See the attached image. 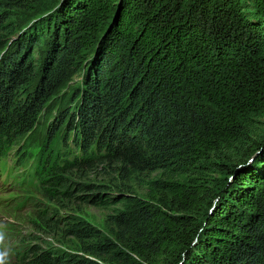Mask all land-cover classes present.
<instances>
[{
    "label": "trees",
    "instance_id": "1",
    "mask_svg": "<svg viewBox=\"0 0 264 264\" xmlns=\"http://www.w3.org/2000/svg\"><path fill=\"white\" fill-rule=\"evenodd\" d=\"M41 1L0 0L22 12ZM47 1L60 2L48 32L60 26L66 36L55 43L68 51L31 92V63L7 76L23 55L6 54L0 67V159L18 146L20 183L48 204L21 241L44 233L63 243L49 206L62 207L75 188H104L74 183L71 172L161 176L146 199L118 194L126 207L108 232L74 216L64 231L73 251L27 244L14 264H264V0ZM87 62L85 90L68 87L74 104L48 108ZM96 68L99 83L89 87Z\"/></svg>",
    "mask_w": 264,
    "mask_h": 264
},
{
    "label": "rangeland",
    "instance_id": "2",
    "mask_svg": "<svg viewBox=\"0 0 264 264\" xmlns=\"http://www.w3.org/2000/svg\"><path fill=\"white\" fill-rule=\"evenodd\" d=\"M56 2L49 4L50 2L47 0L41 1L34 7L33 12H22L14 5H7L0 2V67L2 66L1 59L4 58L6 54L9 55L11 53L19 52L21 56L23 55L24 58H13L12 63L14 66L15 63L19 62L18 64H20L23 60L24 63H31L30 66L32 67L31 70L33 72L26 77V82L28 83L26 88H28V92L37 89L47 70H49L50 67H53L51 63L55 64L58 61L59 54L68 51L66 45L62 50L58 47L59 43H55V41H59V39L62 40V38L66 36L60 26L56 28L52 26V32H48V21L53 15L58 13L60 8V2ZM39 20H42L41 23L36 22ZM36 23L38 24L36 25ZM37 30L39 33L36 37H33L31 41H29L30 39H26V41H29V48L25 41L21 45H26L27 47L24 46L25 48L21 50L22 47L19 45L21 39L26 36L29 38V36ZM55 51H57V53H55ZM13 65L8 69L9 71H7L8 77H11V75L16 73L22 66V64L19 66L17 65L14 70ZM87 68L88 62L83 65V68L78 73H73L67 83L60 84V87H57L53 92V95L49 97L51 103L47 107L49 108L53 104H58L59 102L68 107L72 106L75 97L73 98L69 96L70 90L68 87L72 90L75 89L79 91V94L84 91L85 89L83 90L82 88L85 86L83 84L84 77L82 76H85L86 79V74H83V72ZM69 69L70 66L66 69L62 67L58 77L64 76ZM96 69L97 73L96 71H93L91 79L89 78L87 81L88 84L90 82L89 87L90 85H94L95 82H98L97 78L100 69ZM0 72L1 76L6 74V71H1V68ZM114 80V82H117V76ZM97 89L96 96L102 94L105 90L102 86L97 87ZM88 100L90 103L88 106L89 113L91 114V111L94 112V110L98 109V105L95 107L93 106L92 99L88 98ZM83 110L84 107L82 108V111ZM84 113L86 114L87 110H85ZM133 114V117H135L134 119H137L138 122L144 117L145 110L143 111L139 108ZM113 119L114 118L110 117L107 121L113 123ZM106 125L114 126L116 123L114 125ZM41 139H43L42 136ZM38 143L39 142L36 143V146H38ZM15 160L16 150L10 153L8 159L13 174L17 173L19 168V165L15 163ZM112 170L116 171H111L107 167H99L98 169L88 170L81 174L77 172H71L68 174L69 179L74 183H83L98 187L102 186L104 188L102 190H94L95 192L90 193L77 192V189L75 188L72 191L73 195H75L74 198L69 202L66 201L62 203V207L56 208L55 206H49V209L52 212L48 215L56 221L59 219L58 221L62 224L58 230L57 236H59L60 239L64 238L63 243H56L54 240L44 237V233L43 236H39L40 239H38V241H31L30 243L29 241L27 243L21 241L22 238L24 240L29 239L30 232L32 233L35 228L34 226H40V224L36 223V215L39 210H43L48 204L40 195H37L33 189L23 191L17 187H13V185L17 184V181L13 177H6L5 171H2L3 174L0 173V201L7 200L2 206H0V264L16 263L12 257L15 250L24 248L27 244L28 246L37 245L39 247H52L63 251H73V245L75 242L73 239L68 238L66 236L67 234H64V231L66 230L68 223L72 220L71 218L74 216L101 231L108 232L111 230L112 226L111 219L126 207L124 201L126 199L119 197L118 194L132 193L141 199H146L149 189L152 187L150 182L161 176V173L157 172L154 174L146 173L139 178L133 176L130 179H124L121 174L118 173L117 167H114ZM22 171L23 170H20V172ZM7 178L9 184L2 185ZM116 184L121 187L114 186ZM15 191L19 193H13Z\"/></svg>",
    "mask_w": 264,
    "mask_h": 264
},
{
    "label": "bare ground",
    "instance_id": "3",
    "mask_svg": "<svg viewBox=\"0 0 264 264\" xmlns=\"http://www.w3.org/2000/svg\"><path fill=\"white\" fill-rule=\"evenodd\" d=\"M38 158V157H37Z\"/></svg>",
    "mask_w": 264,
    "mask_h": 264
}]
</instances>
